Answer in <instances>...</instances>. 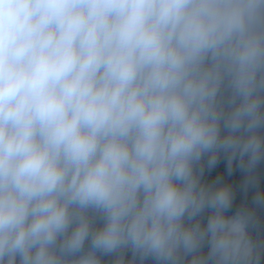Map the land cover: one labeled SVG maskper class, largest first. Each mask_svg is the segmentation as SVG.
Instances as JSON below:
<instances>
[{
	"label": "clouds",
	"instance_id": "clouds-1",
	"mask_svg": "<svg viewBox=\"0 0 264 264\" xmlns=\"http://www.w3.org/2000/svg\"><path fill=\"white\" fill-rule=\"evenodd\" d=\"M262 162L264 0H0V264H264Z\"/></svg>",
	"mask_w": 264,
	"mask_h": 264
},
{
	"label": "trees",
	"instance_id": "trees-1",
	"mask_svg": "<svg viewBox=\"0 0 264 264\" xmlns=\"http://www.w3.org/2000/svg\"><path fill=\"white\" fill-rule=\"evenodd\" d=\"M261 172L264 174V162H262L261 166ZM222 174L223 176V182H231L237 189V198H236V204L238 205L243 199L244 195L243 193L239 190V184L243 178V174L237 169L233 172L231 176L228 175L227 173V166H226V161L224 159H221L220 163L216 166L215 169H213L211 172H207L205 174V179H212L217 175ZM249 200L251 198V193H249ZM235 208L232 210L234 211ZM231 214V213H230ZM262 217H264V211L261 212ZM130 255V254H129ZM105 259H109L108 257H105ZM151 264V262H149Z\"/></svg>",
	"mask_w": 264,
	"mask_h": 264
}]
</instances>
